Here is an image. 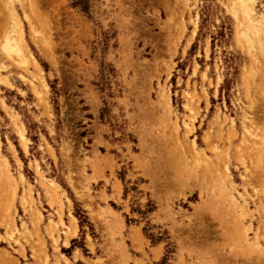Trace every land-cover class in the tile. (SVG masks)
Masks as SVG:
<instances>
[{"label": "rangeland", "instance_id": "374dc122", "mask_svg": "<svg viewBox=\"0 0 264 264\" xmlns=\"http://www.w3.org/2000/svg\"><path fill=\"white\" fill-rule=\"evenodd\" d=\"M76 1L0 0V264H264V0Z\"/></svg>", "mask_w": 264, "mask_h": 264}, {"label": "bare ground", "instance_id": "6f19581e", "mask_svg": "<svg viewBox=\"0 0 264 264\" xmlns=\"http://www.w3.org/2000/svg\"><path fill=\"white\" fill-rule=\"evenodd\" d=\"M242 4H244L245 5V0H242ZM240 7H242V5H240ZM248 7H249V5H248ZM249 9H251V7L249 8ZM243 11H244V9H242ZM244 13H246V12H244ZM247 14V13H246ZM246 14H244L245 16H246ZM236 15V14H235ZM247 17H248V14H247ZM250 21V20H249ZM6 49H7V52H9L10 54L12 53V52H15V51H19L20 50V46L19 45H17V46H14V45H12L11 44V42H8V44L6 45ZM5 49V50H6ZM20 52V51H19ZM22 54V53H21ZM20 54V55H21ZM17 55H19L18 53H17ZM23 133V132H22ZM22 137L24 138V134H22ZM74 233H76V230H75V232ZM239 252V253H238ZM238 252H233V255L231 256L232 257V259H234V260H237L238 259V256H239V262H241L240 261V259L241 258H244V257H247L246 255H248L247 253H245L243 250H241V251H238ZM247 252H249V251H247ZM250 254V253H249ZM241 256H244V257H241ZM256 257V256H255ZM246 260V259H245ZM228 261H230V260H228ZM243 262H245V261H243ZM231 262H229L228 264H230ZM235 264H237L236 262H235ZM245 264H246V262H245Z\"/></svg>", "mask_w": 264, "mask_h": 264}, {"label": "trees", "instance_id": "16d2710c", "mask_svg": "<svg viewBox=\"0 0 264 264\" xmlns=\"http://www.w3.org/2000/svg\"><path fill=\"white\" fill-rule=\"evenodd\" d=\"M75 5L76 6H81L82 8H83V10H85V11H87L88 9H89V1L88 0H78V1H76L75 2ZM153 207V206H152ZM150 208L148 211H152L153 210V208ZM83 211V210H82ZM82 213H84V211L82 212ZM79 215L81 216V217H86L85 216V214H81L80 212H79ZM159 240H161V238L160 237H158L157 238V241H159ZM75 241V240H74ZM165 259H167V257H165L164 258V260ZM165 262V261H164Z\"/></svg>", "mask_w": 264, "mask_h": 264}]
</instances>
